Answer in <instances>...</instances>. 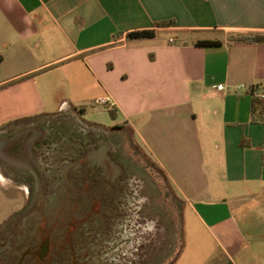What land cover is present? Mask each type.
<instances>
[{"label": "crops", "instance_id": "1", "mask_svg": "<svg viewBox=\"0 0 264 264\" xmlns=\"http://www.w3.org/2000/svg\"><path fill=\"white\" fill-rule=\"evenodd\" d=\"M239 32H264V0H0V200L17 211L76 127L129 129L182 204L167 264H264V42Z\"/></svg>", "mask_w": 264, "mask_h": 264}, {"label": "flooded vegetation", "instance_id": "2", "mask_svg": "<svg viewBox=\"0 0 264 264\" xmlns=\"http://www.w3.org/2000/svg\"><path fill=\"white\" fill-rule=\"evenodd\" d=\"M110 139L76 127L36 159L26 202L0 225V264H158L173 250L175 217L158 187L128 167L123 136Z\"/></svg>", "mask_w": 264, "mask_h": 264}, {"label": "rangeland", "instance_id": "3", "mask_svg": "<svg viewBox=\"0 0 264 264\" xmlns=\"http://www.w3.org/2000/svg\"><path fill=\"white\" fill-rule=\"evenodd\" d=\"M70 123L75 124L76 121H71ZM124 132V133H122ZM119 135L128 137L130 143L125 144V151L130 155V159L128 161V167L137 175H140V170L144 169L148 173V178L158 187L159 191L157 194L158 198L161 199V207L163 209V214L165 215H173L175 217V226H177V237L176 243L174 245L173 250L163 255L160 259V263L158 264H167L170 262L177 254L179 247L181 246L182 236H181V228H182V204L180 199H178L172 190L165 174L158 168V166L152 161V159L145 153L143 149L139 145H137L132 137V133L129 129L122 131ZM127 145V146H126ZM160 194L162 195L160 197ZM19 206V205H18ZM14 203H12L11 199L3 198L0 200V221H2L5 217L12 214L14 209L18 207ZM14 213L10 218L3 221L5 223L9 221L13 217ZM178 218V219H177ZM178 223V224H177ZM1 225V223H0Z\"/></svg>", "mask_w": 264, "mask_h": 264}, {"label": "trees", "instance_id": "4", "mask_svg": "<svg viewBox=\"0 0 264 264\" xmlns=\"http://www.w3.org/2000/svg\"><path fill=\"white\" fill-rule=\"evenodd\" d=\"M170 22H163L161 25H167ZM155 35L153 30H142V31H135L129 33V37L135 38H150ZM230 40L232 41H245V42H264V32H257V33H245L239 32L237 34H233L230 36ZM222 43L221 40H201L198 41V45L202 46H213V45H220ZM111 115H114V111L110 110ZM253 113L255 117L261 118L264 115V101L253 98Z\"/></svg>", "mask_w": 264, "mask_h": 264}, {"label": "built area", "instance_id": "5", "mask_svg": "<svg viewBox=\"0 0 264 264\" xmlns=\"http://www.w3.org/2000/svg\"><path fill=\"white\" fill-rule=\"evenodd\" d=\"M171 41H173V39H171ZM253 97L263 100L264 101V92H258L257 89L255 87L250 88ZM94 105H100L106 108L111 109L113 106V102L111 100V98L109 96H103V97H98L94 100L93 102Z\"/></svg>", "mask_w": 264, "mask_h": 264}]
</instances>
